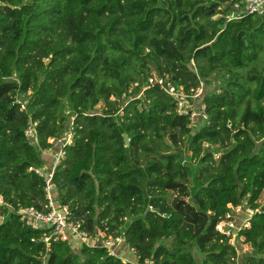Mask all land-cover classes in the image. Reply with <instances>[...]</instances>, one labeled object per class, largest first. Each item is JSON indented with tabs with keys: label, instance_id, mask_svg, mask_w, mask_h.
Instances as JSON below:
<instances>
[{
	"label": "trees",
	"instance_id": "obj_1",
	"mask_svg": "<svg viewBox=\"0 0 264 264\" xmlns=\"http://www.w3.org/2000/svg\"><path fill=\"white\" fill-rule=\"evenodd\" d=\"M228 4L0 0V264H264V12L227 19ZM152 74L187 93L217 79L201 96L207 120L193 130L175 100L147 84ZM135 81L141 95L123 97ZM17 93L27 94L26 110ZM30 117L38 146L25 134ZM69 117L73 138L52 182L56 201L93 237L79 252L69 239L45 242L50 229L18 213L44 209V178L29 167L42 164L41 148L64 136ZM186 144L199 161L193 189ZM244 202L254 212L239 230L251 246L240 258L216 225L228 204ZM99 231L121 236L136 261L96 243Z\"/></svg>",
	"mask_w": 264,
	"mask_h": 264
},
{
	"label": "built area",
	"instance_id": "obj_2",
	"mask_svg": "<svg viewBox=\"0 0 264 264\" xmlns=\"http://www.w3.org/2000/svg\"><path fill=\"white\" fill-rule=\"evenodd\" d=\"M228 2L231 11L226 14L227 19L240 18L245 13H262L264 12V0H226ZM138 82L135 81L130 84L128 90L124 91L123 97H127L129 100L139 97L142 93L134 95L132 93L133 88L138 86ZM147 84H158L161 86L176 102V110L179 114L189 115L191 124L195 123L198 116H201L204 120H207V114L205 113V105L201 102V96L204 91V82L200 81L197 88L191 89L187 93L180 85L177 87L172 81H168L164 76L152 74L148 77ZM146 84V85H147ZM132 93V94H130ZM29 94V92L27 93ZM27 94L15 95L14 103L20 105L22 110H26L28 102ZM198 109V110H197ZM230 125V124H229ZM25 134L29 142L33 145L39 144L38 133H37V122L32 120L31 117L28 120ZM71 133L65 136L49 137L47 141L52 144L51 148H41L42 153L52 155L54 162L52 163V170L50 173H45L42 167L30 166L29 170H34L38 175L42 176L45 181V193L47 203L44 205V209H36L33 206L20 208L18 213L21 218L26 221L33 228H49L50 231L44 237V241L49 243L51 240L57 241L59 239L68 240L70 233L76 235V237L82 242H90L93 238L89 236L85 231L79 229V225L71 220V213L68 205H61L56 201L54 196V185L52 182L53 170L55 166L60 162L64 153L62 147L72 141L73 136ZM211 143L203 142L204 147H209ZM52 151V152H51ZM215 157L219 156L218 152L214 153ZM4 199L0 194V205H3ZM248 206L246 208L247 217L239 219L238 214L240 213V206H233L228 204L233 210L227 211L225 218L220 220L216 229L223 235L228 237V242L234 245L236 248L238 244L244 243V236L239 234L241 228L249 227V218L253 214V209L245 202ZM151 208V206H150ZM240 221V222H239ZM98 236L100 242H96L107 247L112 253H114V247L118 246L122 241L121 236L107 235L104 231H99ZM237 239V242H235ZM144 264H155L151 259H145Z\"/></svg>",
	"mask_w": 264,
	"mask_h": 264
},
{
	"label": "rangeland",
	"instance_id": "obj_3",
	"mask_svg": "<svg viewBox=\"0 0 264 264\" xmlns=\"http://www.w3.org/2000/svg\"><path fill=\"white\" fill-rule=\"evenodd\" d=\"M259 61L263 62L264 61V49L261 50L260 52V56H259ZM264 63V62H263ZM154 73V71H153ZM204 82V90L205 92H210L214 89H216L218 87V80L215 79L214 77L209 78V79H203L202 80ZM101 105H99L96 110H100ZM65 112L69 111V107L66 105L64 107ZM198 110V109H197ZM72 120L73 118L69 117V120L66 122V131L63 134L64 136L68 133H71L70 136H73V131H72ZM204 119L201 116H198V119L195 121L194 124H192L193 126V130L197 129L201 123H203ZM200 124V125H199ZM243 124V122H242ZM162 139L170 145L171 150L172 151H177V147L176 145L172 144L170 138L168 137V135L163 134ZM40 150V149H39ZM52 152V151H51ZM219 152V151H218ZM40 157L42 159V164L40 165V167H42L45 170V173H50L52 170V163L54 162V158L52 157V155L49 156V154H44L42 153V151L40 152ZM183 157L185 158L184 163L189 167L190 169V186L191 189H193V181L192 178L194 177L197 168L199 167V161L198 160H191L189 159V150L187 149V144L185 146H183ZM61 160V159H60ZM55 196V194H54ZM248 206L245 204H243V206H240V213L238 214L239 219H242V213L241 212H246V208ZM130 219V218H128ZM127 219V220H128ZM96 237V236H95ZM94 237V238H95ZM93 238V237H92ZM96 239V238H95ZM99 240V239H97ZM69 243L71 244L72 248L74 249V251L79 252L80 250V246H81V241L74 235L69 237ZM237 242V239L236 241ZM237 246L238 249V255L240 256V258L245 254L246 251H250L251 250V246L247 243H240ZM191 250L193 251V254L195 255V257L197 258L198 261H201L202 255H200L197 250L196 247L192 246ZM114 252L115 255H117L118 257H121L123 260H128V261H136V255L133 252V250L131 248L128 247V245L122 241L118 246L114 247Z\"/></svg>",
	"mask_w": 264,
	"mask_h": 264
},
{
	"label": "water",
	"instance_id": "obj_4",
	"mask_svg": "<svg viewBox=\"0 0 264 264\" xmlns=\"http://www.w3.org/2000/svg\"><path fill=\"white\" fill-rule=\"evenodd\" d=\"M124 139H125L126 144H129V138L126 133H124Z\"/></svg>",
	"mask_w": 264,
	"mask_h": 264
}]
</instances>
